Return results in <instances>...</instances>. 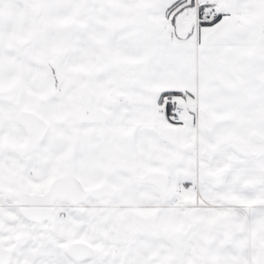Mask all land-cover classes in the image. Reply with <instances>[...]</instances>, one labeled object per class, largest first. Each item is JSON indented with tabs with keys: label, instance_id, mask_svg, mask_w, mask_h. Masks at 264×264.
<instances>
[{
	"label": "snow or ice",
	"instance_id": "obj_1",
	"mask_svg": "<svg viewBox=\"0 0 264 264\" xmlns=\"http://www.w3.org/2000/svg\"><path fill=\"white\" fill-rule=\"evenodd\" d=\"M0 264H264V0H0Z\"/></svg>",
	"mask_w": 264,
	"mask_h": 264
}]
</instances>
